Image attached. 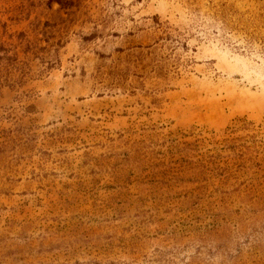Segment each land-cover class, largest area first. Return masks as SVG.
Wrapping results in <instances>:
<instances>
[{"label": "rangeland", "instance_id": "374dc122", "mask_svg": "<svg viewBox=\"0 0 264 264\" xmlns=\"http://www.w3.org/2000/svg\"><path fill=\"white\" fill-rule=\"evenodd\" d=\"M0 264H264V0H0Z\"/></svg>", "mask_w": 264, "mask_h": 264}]
</instances>
